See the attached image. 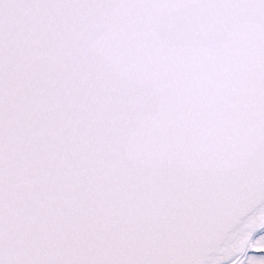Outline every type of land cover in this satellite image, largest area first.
Instances as JSON below:
<instances>
[{"label": "snow or ice", "instance_id": "1", "mask_svg": "<svg viewBox=\"0 0 264 264\" xmlns=\"http://www.w3.org/2000/svg\"><path fill=\"white\" fill-rule=\"evenodd\" d=\"M0 264H264V0H0Z\"/></svg>", "mask_w": 264, "mask_h": 264}]
</instances>
